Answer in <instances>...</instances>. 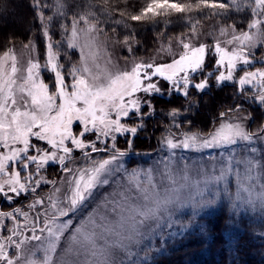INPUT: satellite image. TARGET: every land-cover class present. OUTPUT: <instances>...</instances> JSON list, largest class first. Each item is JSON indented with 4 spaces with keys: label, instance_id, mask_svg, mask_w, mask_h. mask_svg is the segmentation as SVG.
I'll use <instances>...</instances> for the list:
<instances>
[{
    "label": "snow or ice",
    "instance_id": "snow-or-ice-1",
    "mask_svg": "<svg viewBox=\"0 0 264 264\" xmlns=\"http://www.w3.org/2000/svg\"><path fill=\"white\" fill-rule=\"evenodd\" d=\"M232 2L220 0L221 5ZM254 3L255 8L244 11L264 27V0ZM29 7L38 29L33 63L42 67L52 50L62 64L57 42L63 41L56 29L66 31L57 24L66 14V0H30ZM86 19L80 16L77 23ZM140 19L132 17L134 23ZM241 23L248 46L240 41L239 52L231 40L224 53L218 43L197 44L192 49L196 55L182 66L184 58L176 54L164 66L167 71L147 62L125 70V77L134 73L135 79L129 90L111 97L112 107L103 116L97 110L99 127L93 123L85 130L80 121L74 124L79 143L33 135L25 146L10 135V125L0 123V264H156L170 241L195 228L204 234L198 218L208 209H224L227 228L242 230L248 217L264 221V54L259 67L253 59L264 48V35L255 31L256 24ZM0 52L6 54L8 48ZM11 63L0 56V122L14 111L27 110L13 91L24 83L18 63L10 77L3 71ZM60 71L71 92L75 77ZM226 83L234 85L236 97L260 109L259 120L242 104H234L219 110L207 128L195 124L189 118L191 108L199 107L192 103L193 91L202 95ZM174 95L187 106L159 109L166 119L157 135L155 126L148 127L157 116V99L171 104ZM141 135L149 143L155 139L156 147L137 150ZM9 152L14 154L5 159ZM130 156L138 157L136 167L130 166ZM50 168L56 170L52 176ZM252 235L264 239V229Z\"/></svg>",
    "mask_w": 264,
    "mask_h": 264
},
{
    "label": "trees",
    "instance_id": "trees-1",
    "mask_svg": "<svg viewBox=\"0 0 264 264\" xmlns=\"http://www.w3.org/2000/svg\"><path fill=\"white\" fill-rule=\"evenodd\" d=\"M30 0H0V48L12 44H25L37 38L38 29L33 28L34 17L29 7ZM34 2V0H33ZM252 0H233L232 3L221 5L220 0H66L67 11L58 18L57 24L64 26L66 31L77 23L80 16L87 17L86 22L79 25H95L104 36L131 41L137 44L135 49L139 56L149 54L161 40L184 36L190 31L205 25L212 20L222 24L234 25L244 31L242 21L252 23L245 8H253ZM173 5L181 6V10ZM58 7H63V4ZM11 10L20 14V22H9ZM89 13L93 15L89 16ZM141 17L133 22L132 17ZM145 17H147L145 19ZM120 23L117 24L116 21ZM47 23V19L45 20ZM235 27V28H236ZM132 29H135L132 32ZM31 30V31H30ZM59 40L66 31L56 29ZM3 52H0V56ZM135 56V54H134ZM72 58V56H71ZM193 106L189 118L195 124L207 128L209 122L219 110L234 104H242L245 111H252L257 120L261 117L260 109L236 97L234 85L213 86L205 94L192 93ZM171 106L184 108L187 102L174 95L169 104L165 99H157V116L149 120V130L166 118L159 109ZM120 147L124 148L121 140ZM137 150H151L156 147L155 139L151 143L141 135L136 140ZM136 157V156H135ZM132 164L136 165L131 159ZM55 172L56 170L52 168ZM52 176V173L49 172ZM228 217L222 208H216L198 218V223L205 226L201 235L198 228L183 238L170 241L165 251L156 259V264H264V239L259 233L264 229V221L257 217H248L241 225L242 230L227 228ZM249 221H252L250 224ZM159 243V242H158Z\"/></svg>",
    "mask_w": 264,
    "mask_h": 264
},
{
    "label": "rangeland",
    "instance_id": "rangeland-1",
    "mask_svg": "<svg viewBox=\"0 0 264 264\" xmlns=\"http://www.w3.org/2000/svg\"><path fill=\"white\" fill-rule=\"evenodd\" d=\"M16 1L20 2V0ZM252 1L253 8H255L256 4L254 0ZM9 11L11 12L10 23L21 21V16L17 11L11 10V8ZM252 24L257 25L256 32L264 35V27H261L256 19L253 18ZM73 27L76 32L75 36L72 34ZM252 31L254 30L249 29V33ZM237 37L239 40L236 39ZM36 39H32L27 44H12L8 52L1 55L4 56L5 60L12 61L11 65H5L3 68L6 77L12 75L17 63L19 65L20 77H24V83L17 85L13 91L17 93L18 104L27 103V110L23 112L14 111L0 123L10 125V135L22 141L25 146L28 144L29 137L33 135H38L50 142L58 140L61 144L66 138L74 139L79 143L78 132L74 131V124L80 121L85 130L92 127L93 123L99 127L100 121L97 118V110H102L100 115L103 116L104 112L112 107L111 97L122 92V90H129L127 85L130 80L135 79V75L133 73L130 78L125 77L124 71L132 68L133 65L144 62L155 63L159 66V70L167 71L168 69L164 66L170 63V56L179 54V57H183L184 59L180 61V66H182L188 62L189 58L196 55L192 49L197 44L212 45L218 43L222 53H224L230 40L233 41L234 48L242 40L245 41V47L248 46L244 31H236L233 25L212 20L184 36L161 40L149 54L139 56L135 51L137 44L104 36L95 25L73 23L63 34L61 38L63 43L57 42L59 52L63 53L62 64L57 60L55 52L50 50L48 60L42 61L43 66L37 69L36 64L33 63L37 59L34 43ZM69 44L75 46L68 47ZM181 44L192 47L182 48ZM127 48L132 49L131 53L126 51ZM13 49H15V54H13ZM236 51L239 52V49L236 48ZM262 54H264V48L256 50V54L253 56L257 62L256 67L260 66L259 60ZM209 63H211V57H209ZM61 68H63L64 76L75 77L72 81L75 88L71 92L68 91L69 85L64 84ZM37 71L41 75H35ZM226 85L232 84L226 83ZM21 87L27 89L26 94L20 92ZM49 91H51V95H49ZM241 98L243 99V97ZM118 111L121 110L118 109ZM13 154L11 152L6 153L4 158L6 159L7 156ZM131 159L136 163L138 157L130 156L129 160ZM140 159L146 158L140 157ZM131 167H136V165ZM49 172L52 175L55 174L52 168L49 169ZM144 187L146 185L142 184L141 188ZM149 191L154 192L155 185ZM2 204L3 202L0 201V205ZM3 206L7 207L6 205ZM215 209L206 210L202 216Z\"/></svg>",
    "mask_w": 264,
    "mask_h": 264
}]
</instances>
